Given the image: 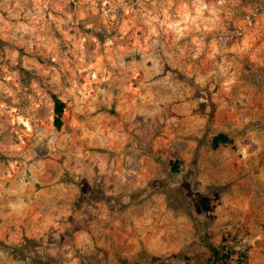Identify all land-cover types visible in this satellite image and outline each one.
<instances>
[{
  "label": "clouds",
  "instance_id": "1",
  "mask_svg": "<svg viewBox=\"0 0 264 264\" xmlns=\"http://www.w3.org/2000/svg\"><path fill=\"white\" fill-rule=\"evenodd\" d=\"M0 264H264V0H0Z\"/></svg>",
  "mask_w": 264,
  "mask_h": 264
}]
</instances>
